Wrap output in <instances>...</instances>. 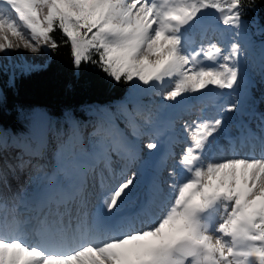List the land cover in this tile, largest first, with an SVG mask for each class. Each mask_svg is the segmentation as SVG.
Segmentation results:
<instances>
[{
  "label": "snow or ice",
  "instance_id": "obj_1",
  "mask_svg": "<svg viewBox=\"0 0 264 264\" xmlns=\"http://www.w3.org/2000/svg\"><path fill=\"white\" fill-rule=\"evenodd\" d=\"M243 9L244 0H0V53L10 55L8 50L21 44L32 53L43 46L55 50L52 33L59 30L76 67L98 63L109 77L132 82L146 95H161L171 82L163 100L181 104L187 94L210 88L234 93L239 87L241 60L250 47L240 39ZM209 13L232 30L230 36L218 26L212 35L202 27L199 41L196 33L187 34ZM260 61L264 69V45ZM239 106L237 96L226 111ZM139 115L138 110L124 113L134 139L113 120L103 135L99 129L93 133L99 138L90 141V149L81 144L65 156L58 148L51 175L33 165L38 174L29 178L35 185L31 194L4 192L11 191L9 172L15 176L31 162L17 157L20 162L13 166L0 159V264H264V152L218 161L207 154L217 144L222 118L185 122L181 141L174 120L160 127L149 112L141 125ZM143 136H149L150 153L161 148V137L167 140L156 165V191H163L159 174L169 159L176 161L175 147L183 142L180 171L173 167L168 173L170 195L159 214L152 212L153 199L136 218L117 219L135 174L110 187L117 177L113 164L124 162L119 173L124 176L139 158ZM250 136L264 149V138ZM246 139L241 136V147ZM97 187L107 212L88 211ZM137 220L144 226L137 228Z\"/></svg>",
  "mask_w": 264,
  "mask_h": 264
},
{
  "label": "rangeland",
  "instance_id": "obj_2",
  "mask_svg": "<svg viewBox=\"0 0 264 264\" xmlns=\"http://www.w3.org/2000/svg\"><path fill=\"white\" fill-rule=\"evenodd\" d=\"M219 27V29L224 31L225 36L231 35V29H227L226 26L219 24V18L217 15L211 17L206 15L201 25H197L193 28L187 30V34L192 36L193 33H196V39L199 41V32L202 30V27L209 28V35H212V28ZM242 35L240 37L241 43L247 42L250 47L248 48V54L246 59L241 60V76L242 80L234 93H231L230 90H219L215 88H210V90H202V93L187 94L184 98L183 103L173 105V102H167L163 100V93L170 90L172 85H166L161 89V95L148 94L144 93V90L138 88L141 96H146V100L142 101L140 105L139 112L141 115L137 116V122L143 125V117L149 112L152 114L153 120H155L158 126L163 127L168 121H175V128L179 122H188L196 118L202 119H215L222 118L223 126L217 133V144L214 146L213 150L207 154V156H215L222 149L228 145L229 137L236 136L238 134L239 124L246 122V127L249 124L250 128L258 136L262 131L264 123V69L261 68V47L264 43L257 41L256 47L252 43V39L248 37V34L242 29ZM217 38L220 37V31L215 33ZM18 42V41H17ZM10 55L0 53V69L2 71L7 68L19 67L24 70L28 69H38L46 64L49 59L48 48L43 46L41 51L34 53L36 57L30 56L31 51L27 48H24L23 44L20 45L18 49L8 50ZM251 87V98L248 97L249 93H245L247 88ZM240 92V96L237 94ZM219 94V95H217ZM239 96V109L237 111L228 112L226 111L228 105L233 102H236V97ZM190 100L188 101V99ZM208 103V104H207ZM161 104L173 105L167 108H161ZM219 106H223L225 111L220 112ZM189 107H197L199 109H205L207 112H200L199 115L191 114L187 115L189 112ZM89 114L99 116L100 118H105L107 122V127L109 128L110 122L113 121V118L108 116V112L104 109L96 110L90 109ZM257 113V114H256ZM33 125H31V137L33 136L37 139L29 141V137L26 138L27 141H13L9 137L5 138L0 137V159H6L13 166L17 165L20 161L17 157H22L24 161H30L31 163L23 168H17L15 176L9 172L8 183L11 188V191L4 190L5 194L12 196L20 192L21 189H27V192L31 194L34 191L35 185L29 183L30 176H35L38 173L33 165L43 166V171L51 175L53 167L56 163V153L57 149L63 147L65 156L68 155L70 151L75 147L76 150H79L80 145L82 144L85 149L91 148L90 137L93 133L97 132L99 129L98 126H92L88 129L85 134L79 136L78 144H75L76 139H70L64 134L53 135L51 130L48 129V120L45 116L40 114H34ZM117 125V124H116ZM100 130V129H99ZM130 139H134L131 136V129L124 128L122 129ZM147 130V129H145ZM104 131L101 130V135L104 134ZM178 132V131H177ZM179 133V138L183 141L184 136ZM82 134V133H81ZM99 137L96 136V139ZM161 148L157 151H150L146 148L147 143L149 142V136H143L139 141L141 151L139 153V158L128 166V174L124 176L121 180L126 177H130L135 174L134 181V190H136L135 198L132 200L131 204H137L139 200L143 199L145 193L144 183L151 178V180H156L157 169L156 165L161 159L164 152L167 150V140L166 137H161ZM10 141V142H8ZM36 144V146H33ZM185 144L182 142L175 147L176 152V161L169 159L167 168L163 170L159 176V181L162 183L164 190H170L169 185L172 183V178L169 177L168 173L172 171L173 167H178V158L179 154L182 152ZM38 152L39 155H33L32 153ZM221 155V154H220ZM206 156V158H207ZM116 160L115 156L113 157ZM119 165L120 161H116L113 164L114 171L117 176L119 174ZM100 169H97L99 171ZM43 175V173H39ZM107 175V173H106ZM182 179V176L178 177ZM92 176L89 177V186L92 185ZM111 182V181H110ZM122 182V181H121ZM103 200V194L100 192L97 187L94 190L93 195L90 198L88 204V211L95 212L101 206V201Z\"/></svg>",
  "mask_w": 264,
  "mask_h": 264
},
{
  "label": "trees",
  "instance_id": "obj_3",
  "mask_svg": "<svg viewBox=\"0 0 264 264\" xmlns=\"http://www.w3.org/2000/svg\"><path fill=\"white\" fill-rule=\"evenodd\" d=\"M242 21V29L255 47L257 41L264 42V0H244ZM52 35L58 47L48 49L44 66L0 69V137L16 142L37 139H32L30 128L32 116L40 114L47 118L53 135L64 134L78 144L79 136L93 125L102 131L107 127L106 119L89 114L90 109L106 110L121 129L126 128L124 113L139 111L146 96H141L132 82L109 77L98 63L83 61L76 67L60 31ZM92 59L99 58L93 54ZM95 140L92 135L90 141Z\"/></svg>",
  "mask_w": 264,
  "mask_h": 264
},
{
  "label": "bare ground",
  "instance_id": "obj_4",
  "mask_svg": "<svg viewBox=\"0 0 264 264\" xmlns=\"http://www.w3.org/2000/svg\"><path fill=\"white\" fill-rule=\"evenodd\" d=\"M34 56L36 57V55H34V53L31 52L30 56L31 57ZM172 85L171 82L166 81L165 85ZM239 96L241 95L240 92L237 93ZM249 98H251V91L249 92L248 95ZM190 100V98L188 99V101ZM208 104V103H207ZM200 112H207V110L205 109H199L197 107H189V112L187 113V115H191V114H197L199 115ZM257 114V113H256ZM184 122H179L177 125V131L180 132L181 135L185 136V134L183 133V126H184ZM239 128H238V134L236 136H230L229 137V141H228V145H226V147L224 149H222L221 151H219V153L215 154V158L220 161L224 158H231L233 157L234 154H238L240 157H244L247 155H254L256 157H260L262 155V152H264V149H262L260 141L257 139H254L250 136L251 134H255L256 133L252 130V128H250L249 124H247L246 127H242L243 125H246V122H242L241 124H239ZM262 129H264V123H263V127ZM244 136L248 139L245 140V144L243 147H241L240 144V138L241 136ZM257 137H261L264 138V132L259 133V135ZM231 141L235 142V152L233 150V144L231 143ZM250 141V142H249ZM253 145H255V147L253 148ZM221 154V155H220ZM119 162V161H118ZM125 167L124 162L120 161V165H119V173L121 171L122 168ZM128 174V171L125 173L124 176H126ZM124 176H121L118 174V176L116 177L115 180H112L110 182V187H114L116 185H118L119 182H121L122 178ZM159 176H161V174H159ZM157 179V177H156ZM156 180H151V178H149L145 183V193L143 195V199L139 200L137 204H131L132 200H134L135 198V194H136V190H134V186H132L131 188V192L130 195L123 201L120 209L118 210V213L116 215V218H136L138 213H141L142 209L145 207L146 204L149 203L150 200L154 199V203L152 204V212L154 214H159V211L161 208H163L165 206V204L168 201L169 195H170V190H164V187L162 186L161 183V187L163 188L162 192H158L154 189V183ZM102 202L101 201V206L98 208L99 210H102L103 212H107L106 209L102 208ZM97 209V210H98ZM131 213V214H130ZM130 214V215H129ZM140 219H145L147 220L148 218L146 216H141ZM139 224V221L137 220L136 222V226ZM34 242V238H30L29 239V243H33Z\"/></svg>",
  "mask_w": 264,
  "mask_h": 264
}]
</instances>
